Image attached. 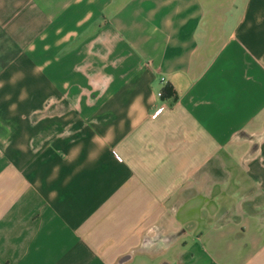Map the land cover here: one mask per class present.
I'll return each mask as SVG.
<instances>
[{
    "label": "crops",
    "instance_id": "obj_1",
    "mask_svg": "<svg viewBox=\"0 0 264 264\" xmlns=\"http://www.w3.org/2000/svg\"><path fill=\"white\" fill-rule=\"evenodd\" d=\"M0 264H264V0H0Z\"/></svg>",
    "mask_w": 264,
    "mask_h": 264
},
{
    "label": "trees",
    "instance_id": "obj_2",
    "mask_svg": "<svg viewBox=\"0 0 264 264\" xmlns=\"http://www.w3.org/2000/svg\"><path fill=\"white\" fill-rule=\"evenodd\" d=\"M163 90H164L165 95H167V96H170V95H171V90H170V88L166 87V88H164Z\"/></svg>",
    "mask_w": 264,
    "mask_h": 264
},
{
    "label": "built area",
    "instance_id": "obj_3",
    "mask_svg": "<svg viewBox=\"0 0 264 264\" xmlns=\"http://www.w3.org/2000/svg\"><path fill=\"white\" fill-rule=\"evenodd\" d=\"M162 82H164V79H162ZM164 95V90H161L157 93V96L161 97Z\"/></svg>",
    "mask_w": 264,
    "mask_h": 264
}]
</instances>
